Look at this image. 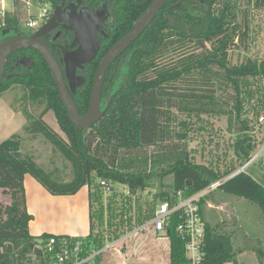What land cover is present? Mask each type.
I'll return each mask as SVG.
<instances>
[{"label":"trees","instance_id":"obj_1","mask_svg":"<svg viewBox=\"0 0 264 264\" xmlns=\"http://www.w3.org/2000/svg\"><path fill=\"white\" fill-rule=\"evenodd\" d=\"M30 1L43 7L57 2L15 0L16 9L12 13H0V30L24 31L20 28L22 7ZM153 1H119L121 13L116 29L105 40L99 56L87 67L86 86L75 96L81 114L89 106L100 61L112 45L132 29ZM202 1L169 0L162 7L135 43L136 53L122 67L123 80L116 85L113 104L102 120L88 130L78 129L69 119L52 73L36 50H22L8 58L0 94L21 86L28 92L29 101L45 105L44 112L37 118L26 113L31 121L27 132L47 139L72 165L73 178L70 182H60L35 159L24 156L19 135L0 144V189L12 197L11 205L0 206V264H48L49 258L41 246L52 237L72 243L81 241L85 254L104 250L106 236L96 229L95 221L102 226L105 210L102 205L94 209V202L101 201L98 189H107V184L110 189L118 184L137 196L154 189L156 182L161 189L158 202H175L178 194L192 197L217 181L231 177L252 160L256 140L253 125L245 115V96H252L254 82L264 80V61L251 58L241 64L231 61L232 47L237 43L249 45L246 13L240 21L236 15L240 0ZM245 2L247 6L264 9V0ZM22 56L31 61V66L18 62ZM116 65L114 63L109 72ZM51 111L65 139L43 120ZM203 116L227 117V131H236L232 146L236 161L225 172L196 163L188 150V119ZM255 173V170L241 172L218 189L259 206L264 214V175L259 180ZM27 175L52 196L76 195L87 187L90 234L85 238L46 233L32 236L29 224L34 217L27 210L24 187ZM167 177H173V183L164 189ZM202 202L203 199L199 208ZM128 204H123L122 211L116 212L110 203L108 241L120 240L133 232L135 225L142 227L157 211L153 207L146 214L140 209L134 224L132 218L125 220L131 210ZM178 224V217H172L165 233L171 245L170 262L186 264V245L177 233ZM204 244V264H238V251L231 235L217 232L206 224Z\"/></svg>","mask_w":264,"mask_h":264},{"label":"rangeland","instance_id":"obj_2","mask_svg":"<svg viewBox=\"0 0 264 264\" xmlns=\"http://www.w3.org/2000/svg\"><path fill=\"white\" fill-rule=\"evenodd\" d=\"M203 2L201 0L200 3ZM238 6L236 12L238 21L241 20L245 13L248 19L249 45L245 47L237 43L236 47H232L230 53L231 61L234 64H241L246 59L251 58L263 62L264 9L247 6L245 0H240ZM22 8L24 15L21 17L20 28L26 30L30 20L34 19L35 16L39 17L43 13L44 7L34 1H30L24 4ZM15 9V0H0V13H12ZM250 94L252 95L251 97L249 95L245 96L247 99L245 115L251 125H253L252 133L256 140L254 157L264 147V125L259 122L260 117L264 116V80L254 82ZM44 110V104L29 101L28 92L21 86H14L9 91L0 94V144L15 135H19L22 140V154L24 156L35 159L43 170L54 174L55 178L60 182H70L73 178L72 165L42 135L27 132V127L31 121L26 113L37 118ZM43 120L62 139H65L52 111L46 114ZM188 123V150L192 153L195 162L217 168L222 172L229 170L236 161L232 146L237 134H235V130L232 133L227 131V117H193L188 119ZM245 170H255V177L261 180V175H264V152L259 159ZM99 182L100 180H97V183ZM164 183V189L170 188L173 183V177H167ZM155 185L156 187L151 191L146 190L144 194L137 196H132L127 189L118 184H114L112 189H110L109 184H107V189L104 187L98 189L102 197L100 202H94V209H99L102 205L105 215L102 226L97 221H95V226L98 231L106 236L105 247L108 248L111 244L114 247H110L101 254L94 264H121L118 257L119 252L125 253L132 244L143 240L142 238H145V236L150 239L149 235L156 233L154 227L145 229V225L142 227L135 225L134 228L136 229L127 233L120 240L108 241L110 236V228H108L110 203V206L116 212L122 211L123 204L129 203L128 206H130L131 210L129 209L130 213L125 215V220H127V217L132 218L135 224L140 209H143L146 214L150 208L154 207V209L158 210L157 207L160 202H158L157 196L161 193V189L159 188L160 184L155 182ZM128 199L129 201L126 202ZM11 204V195L7 191L0 189V206L5 208ZM200 208L203 210L205 224L215 228L217 232L231 235L235 250L238 251V264H264V214L259 206L218 189L203 198ZM79 210L77 212L74 211L69 217H66L67 215L65 214H61L63 217H58L57 213H62L63 207L59 205L53 209L51 203L47 202L41 210L43 221L38 223V225H45V227L59 226L61 230H58H60L59 232L61 233L59 234L61 235L67 234L65 232L69 225H74L75 228L84 230L83 234H81L82 236L88 235V214L86 215L85 212ZM119 220L120 218L117 221L119 222ZM159 237L162 238L161 243L168 245V238L164 232L160 233ZM130 250H134L133 247Z\"/></svg>","mask_w":264,"mask_h":264},{"label":"water","instance_id":"obj_3","mask_svg":"<svg viewBox=\"0 0 264 264\" xmlns=\"http://www.w3.org/2000/svg\"><path fill=\"white\" fill-rule=\"evenodd\" d=\"M169 0H154L147 10L140 16V18L132 26L131 31L126 34L122 40L117 42L103 57L99 63V68L93 81V90L90 97V107L87 114L81 116L76 102L68 90L70 86L71 92L76 93L78 87L85 86V81L82 77L76 75L77 70L84 69L86 64H91L98 56L101 50V40L98 35V29L92 26L94 18L90 14V20H66L69 23L68 29L75 31L76 38L74 45H79V49L73 52H68L65 56V72L62 66L57 62L52 49L47 45L44 37L47 36L49 31L61 22L60 7L56 8L54 15L50 18L49 22L44 24L31 38L28 37H15L0 42V84L4 78L5 65L8 57L13 55L14 52L34 48L38 51L46 62L49 70L52 73L55 84L58 88L60 101L63 102L69 119L76 125L78 129L88 130L95 126L105 116L106 111L113 103L112 97L105 110L102 109V92L104 89V80L107 71L112 63L119 58L122 53L130 47V45L137 41L140 36L149 28L151 23L158 16V13L163 9L162 7ZM11 31L3 30V37ZM17 32V31H16Z\"/></svg>","mask_w":264,"mask_h":264},{"label":"flooded vegetation","instance_id":"obj_4","mask_svg":"<svg viewBox=\"0 0 264 264\" xmlns=\"http://www.w3.org/2000/svg\"><path fill=\"white\" fill-rule=\"evenodd\" d=\"M119 1L120 0H57V2L53 6L49 7V9H48L49 20L54 15L55 10L58 7H60L59 11H60V14H61L60 17L62 20L54 28H52L51 31H49L47 36L44 37V40L47 42V45L52 49V52H53L57 62L60 64V66H62V69L64 72H65L66 67H67L65 65V62H64L66 54L68 52L76 51L77 49L80 48L79 45H74L75 38H76L75 31L68 29L67 26H69V23H65L64 21H66L67 19L71 20V21L72 20H80L79 19L80 17L84 18V20H87V19L90 20L89 17H90V14H92V16L95 17L94 21L92 23V26L95 29H98L97 32H98L99 38L101 40L100 46L102 49L105 40L110 37L111 32L117 26L118 17L120 16V13H121V11L119 10V8H120ZM49 20L47 22H49ZM46 23H44V24H46ZM42 26L35 28V29L34 28L29 29L28 28L22 32H16L15 31L16 29H13V28L12 29H9V28L2 29V30H0V42L7 40V39H13L15 37L31 38V36H33L37 31H39V29L42 28ZM3 30H9L11 32L9 34H6V37H3ZM130 31H128L126 34H128ZM125 35H123L122 38ZM122 38H120L117 42L122 40ZM137 41L133 42L130 45V47L128 49H126L122 53V55L112 63V65L110 66L109 70L106 73L105 80H104L105 85H104V89H103L102 97H101L103 110L106 109V107L108 106L112 97L113 96L116 97V95L114 93V91L116 90V85L118 83H122V80H123L122 67L124 65L128 64L129 61L131 60V58L133 57V55L136 53L137 46H135V43ZM114 45H112V47H114ZM31 49H34V48H31ZM31 49H24V50H31ZM20 51H22V50H20ZM17 52H19V51H17ZM14 53H16V52H14ZM98 56H99V54H98ZM10 57H8V58H10ZM18 62L21 63L22 65L27 64V65L31 66V64H32L31 61H29V60L27 61L25 56L20 57L18 59ZM114 63L117 64L115 69L112 72H109L111 67L114 65ZM89 65L90 64H86L84 69L79 68L77 70V73H76V75L78 77H82L84 79L85 83H86L85 74H86L87 67ZM4 76H5V74H4ZM85 86H86V84H85ZM85 86L78 87L76 89V93H72L70 86L68 85V90L70 91V93L74 99V102H76L75 96L77 95L78 91L80 89L84 88ZM92 90H93V86H92ZM91 93H92V91H91ZM90 97H91V95H90ZM114 99H113V102H114ZM89 101H90V99H89ZM90 103H91V101H90ZM90 103H89V106L87 108V111L90 107ZM76 104H77V102H76ZM77 107H78V104H77ZM78 110H79V108H78ZM87 111L84 114H81L80 111H79V113L81 116H84L87 114Z\"/></svg>","mask_w":264,"mask_h":264},{"label":"built area","instance_id":"obj_5","mask_svg":"<svg viewBox=\"0 0 264 264\" xmlns=\"http://www.w3.org/2000/svg\"><path fill=\"white\" fill-rule=\"evenodd\" d=\"M48 9L49 6H45L42 11L43 13L39 17L35 16L34 19H31L27 28L35 29L46 23L49 20ZM259 122L261 125H264V116L260 117ZM263 152L264 147L248 164L236 172L235 175L245 172V169L259 159ZM235 175L217 181V183L210 185L192 197L184 198L183 194L180 193L177 195L175 202L165 201L160 203L154 218L145 224V228L154 227L156 232L166 233L167 226L170 224L172 217H178L179 224L177 226V233L181 240L185 241L186 264H204L206 224L201 215L199 202L205 196L217 191L222 184L235 177ZM41 247L45 255L49 258L48 264H94L98 255L103 254L110 247H114V245L111 244L108 248L99 252L85 254L81 241L78 240L72 243L66 239L52 237Z\"/></svg>","mask_w":264,"mask_h":264},{"label":"crops","instance_id":"obj_6","mask_svg":"<svg viewBox=\"0 0 264 264\" xmlns=\"http://www.w3.org/2000/svg\"><path fill=\"white\" fill-rule=\"evenodd\" d=\"M24 187L25 193L27 194V210L34 217V220L29 224V231L32 236H41L45 233L53 236L61 235L59 234L61 233L59 232L61 230L59 226L45 227V225H38V223L43 221V214L41 210L47 202L51 203L53 209L59 205L63 207V212L57 213L58 217H63L61 216V214H65L67 215L66 217H69L74 211L77 212V210H79L80 208L79 211L85 212L86 215L88 214L87 227L89 229L90 197L87 187L81 189L76 195L52 196L41 186V184L36 179L29 175H27L25 178ZM66 230L67 231L65 233L67 234L63 236L85 238L90 234L89 229L88 235L82 236L81 234H83L84 230L80 228H75L74 225H69ZM159 234L160 233L156 232L151 234V236L149 235V237H151L150 239H147L146 236L145 238L143 237V240L131 245L130 248L133 247L134 249L132 251L130 250V248H127V251L125 253L119 252L118 257L120 259L121 264H172L170 262L171 245L169 238L167 237L169 242L168 245H166L165 243L163 244L161 243L162 238L159 237Z\"/></svg>","mask_w":264,"mask_h":264}]
</instances>
